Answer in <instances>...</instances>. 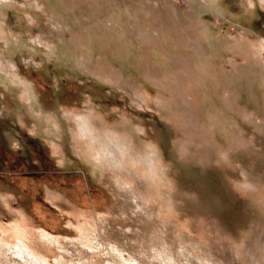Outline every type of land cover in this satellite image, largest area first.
I'll list each match as a JSON object with an SVG mask.
<instances>
[{"label":"rangeland","instance_id":"rangeland-1","mask_svg":"<svg viewBox=\"0 0 264 264\" xmlns=\"http://www.w3.org/2000/svg\"><path fill=\"white\" fill-rule=\"evenodd\" d=\"M0 264H264V0H0Z\"/></svg>","mask_w":264,"mask_h":264},{"label":"bare ground","instance_id":"bare-ground-1","mask_svg":"<svg viewBox=\"0 0 264 264\" xmlns=\"http://www.w3.org/2000/svg\"><path fill=\"white\" fill-rule=\"evenodd\" d=\"M200 37V36H199ZM195 38V37H194ZM201 38V37H200ZM198 38H196V40H197ZM200 40V39H199ZM203 41V40H202ZM199 42V41H198ZM205 42V41H204ZM203 42V43H204ZM201 43V42H200ZM206 43V42H205ZM198 44V43H197ZM204 45V44H203ZM201 46V45H200ZM205 48H206V46H205ZM202 50H205L203 47H202ZM204 52H206V51H204ZM175 55V54H174ZM202 56H204V55H202ZM204 58V57H203ZM204 59H206V58H204ZM204 62H205V60H204ZM202 63V62H201ZM205 64V63H204ZM49 239V238H48Z\"/></svg>","mask_w":264,"mask_h":264}]
</instances>
